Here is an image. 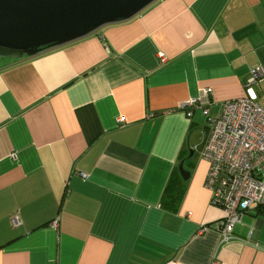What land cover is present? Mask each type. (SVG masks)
<instances>
[{"label": "crops", "instance_id": "0c3cea01", "mask_svg": "<svg viewBox=\"0 0 264 264\" xmlns=\"http://www.w3.org/2000/svg\"><path fill=\"white\" fill-rule=\"evenodd\" d=\"M254 67L264 76V0H155L0 58V264H264V209L222 240L193 159ZM254 88L264 108V79Z\"/></svg>", "mask_w": 264, "mask_h": 264}, {"label": "built area", "instance_id": "2783aa9c", "mask_svg": "<svg viewBox=\"0 0 264 264\" xmlns=\"http://www.w3.org/2000/svg\"><path fill=\"white\" fill-rule=\"evenodd\" d=\"M261 72V67L251 68L243 85L245 94L225 101L220 114L209 119L201 146L200 156L208 163L204 185L210 203L224 213L218 227L224 241L232 238L243 213L264 209V108L254 88L264 79ZM208 91L204 89L205 94ZM198 104L199 99L192 97L182 109L191 116ZM202 113L208 115L207 108Z\"/></svg>", "mask_w": 264, "mask_h": 264}, {"label": "water", "instance_id": "95a60500", "mask_svg": "<svg viewBox=\"0 0 264 264\" xmlns=\"http://www.w3.org/2000/svg\"><path fill=\"white\" fill-rule=\"evenodd\" d=\"M155 0H0V58L22 59L128 20ZM190 152L189 157H191ZM178 170L185 179L189 171Z\"/></svg>", "mask_w": 264, "mask_h": 264}, {"label": "rangeland", "instance_id": "374dc122", "mask_svg": "<svg viewBox=\"0 0 264 264\" xmlns=\"http://www.w3.org/2000/svg\"><path fill=\"white\" fill-rule=\"evenodd\" d=\"M1 59H3V58H1ZM4 59H6V58H4ZM8 59H11V58H8ZM201 126L203 127V129H206L207 126H208V124L204 121V122L201 124ZM200 153H201V148H200V151H195V153H194V155H193V159H196L197 164H199V161H200V160H201V161L203 160V162L207 163L204 159L201 158Z\"/></svg>", "mask_w": 264, "mask_h": 264}]
</instances>
